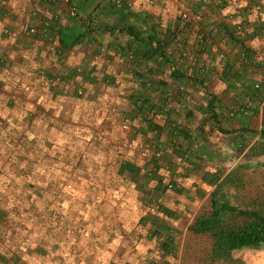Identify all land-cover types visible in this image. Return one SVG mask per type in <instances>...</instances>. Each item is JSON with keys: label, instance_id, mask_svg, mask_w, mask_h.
Returning a JSON list of instances; mask_svg holds the SVG:
<instances>
[{"label": "crops", "instance_id": "0c3cea01", "mask_svg": "<svg viewBox=\"0 0 264 264\" xmlns=\"http://www.w3.org/2000/svg\"><path fill=\"white\" fill-rule=\"evenodd\" d=\"M185 6L200 24L171 0H0V264H170L152 259L158 220L142 207L161 197L171 229L209 194V164L261 126L242 83L264 84V0ZM118 26L160 41L161 62ZM123 139L160 149V164L120 156Z\"/></svg>", "mask_w": 264, "mask_h": 264}, {"label": "trees", "instance_id": "16d2710c", "mask_svg": "<svg viewBox=\"0 0 264 264\" xmlns=\"http://www.w3.org/2000/svg\"><path fill=\"white\" fill-rule=\"evenodd\" d=\"M116 28L142 44L146 42L152 46L155 42V47L146 52L150 58L161 62L164 51L160 41L151 35L144 38L130 26ZM111 29L115 27L111 26ZM231 37L235 42H240V38L234 35ZM60 41L64 43L61 37ZM244 53L247 56V50ZM247 57L249 59V54ZM170 75L173 79L178 78L175 69ZM256 84H258L257 87H255ZM243 88L252 91L249 95L252 103L260 105L261 126L256 132L258 138L252 145L247 146L244 141L237 143L236 156L241 157L240 161L225 174L220 170H215L210 175L209 183L213 185V189L207 195L209 208L206 212L195 216L187 227L190 233L202 236L209 241V247L202 251L205 254L202 259L203 264H246L241 258L233 257L232 252L246 248H259L264 245V190L255 187L256 189L248 191L249 194L246 196H236L237 192L246 188L245 182L250 171H258L264 167V162L257 161L259 157H264V84L247 81ZM249 104L247 107L242 105L243 112L251 109ZM212 107L213 100L208 103V108L212 109ZM139 109L143 110L141 107ZM212 115L217 121V116L214 113ZM262 177L264 178V175ZM172 181L175 182L173 179ZM164 188L166 189L165 185ZM161 248L164 253H169L171 251L170 241H164Z\"/></svg>", "mask_w": 264, "mask_h": 264}, {"label": "rangeland", "instance_id": "374dc122", "mask_svg": "<svg viewBox=\"0 0 264 264\" xmlns=\"http://www.w3.org/2000/svg\"><path fill=\"white\" fill-rule=\"evenodd\" d=\"M121 125L122 122L120 126ZM257 126L254 129H257ZM259 129L260 127H258L257 132L259 131ZM257 138H258V134H256V132L251 133L245 139L244 144L250 146ZM227 145L228 148L224 151L223 154V162H220L219 165L216 166L214 165V163L209 164V166L212 169L219 168L221 173L224 174L227 173L238 161L241 160V157L236 156L237 147H235L232 144L226 143V147ZM119 155L120 156L125 155L124 151H122V153H119ZM257 161L264 162V157H259ZM263 175H264V167L258 171L256 170L250 171L247 177V181L245 182L246 188L241 189V191L237 192L236 196L237 197L246 196L247 194H249L248 191L251 190L254 191L256 188L264 190V178L262 177ZM187 200L188 201L191 200L193 202V203L192 202L188 203L187 205V212L189 214L183 215L178 221L177 219L173 220L172 223L174 224V228L171 227L172 226L171 225L170 226L171 229L168 227V225L166 226L164 225V227H167V229L163 227L164 222H162L161 220L164 218L162 216H159V212L157 214L148 213L146 209L147 203H145V206L142 207L143 208L142 212L147 216L149 214L148 217L152 221L155 222L156 219L158 220L157 227L159 228V230L156 229L157 227L155 226L152 230V235L151 236H149L150 234L148 235L149 242H146L151 244L152 252H153L152 259L154 263H158V262L161 263V261L163 260L162 262L166 261L170 264H203L202 259L204 258L205 254L202 251L206 250L209 247V241L203 238L202 236H198L190 233L187 227L192 222L195 216H197L200 213L206 212L208 210L209 208L208 200H207V196L201 200L197 199V202H194V198L191 199L187 198ZM166 219H167L166 222H168V224H172L170 223L169 218ZM172 228L174 230H172ZM166 230H168V232H166ZM167 240L170 241L171 251L168 254L164 255L162 253L161 244L162 242ZM232 255L235 258H241L246 262V264H264V245L259 248H250V249L246 248L238 251H233Z\"/></svg>", "mask_w": 264, "mask_h": 264}, {"label": "built area", "instance_id": "2783aa9c", "mask_svg": "<svg viewBox=\"0 0 264 264\" xmlns=\"http://www.w3.org/2000/svg\"><path fill=\"white\" fill-rule=\"evenodd\" d=\"M48 2H56L57 0H47ZM172 2L176 3L177 5H179L178 8V16L180 18V20L185 23V24H200L201 22V15L199 13H194L191 12L189 10V8H187L185 6V1L186 0H171ZM110 2L114 5V6H121L124 2V0H110ZM24 30L27 33H32L34 32V28H29V27H25ZM236 34H238L239 36H244L245 34V30L243 29L242 26L238 25L236 27ZM200 41L202 43H206L208 42V40H206V38L203 35H198ZM50 50V54L55 55L57 54V49L55 47V45H51L49 47ZM187 58L189 59V61H194L195 60V53L193 52H188L186 53ZM3 57H0V63H2L3 61ZM247 84V81L243 82L242 85ZM258 84L255 85V87H257ZM234 92V91H233ZM244 111H246V108H244ZM121 129L124 133H129L130 131V125L128 122H124L121 125ZM115 150L117 151H134L137 152L139 154L140 157H142L143 159L146 160H151V161H155V163H159L160 160L162 159V151L160 149H157L155 147H151L149 145H138L136 142L132 141V140H128V139H123L121 140L119 143H117L115 145ZM160 164V163H159ZM165 171H170L168 170V165L163 166ZM179 169H176L174 171V173H178ZM173 179V178H172ZM171 178H169L167 181H165V186L167 190H171L175 187V182L172 181ZM163 204V200L161 197H155L153 198V200L147 204V212L150 214H157ZM26 244V237H22L21 239V243L19 245H25Z\"/></svg>", "mask_w": 264, "mask_h": 264}]
</instances>
